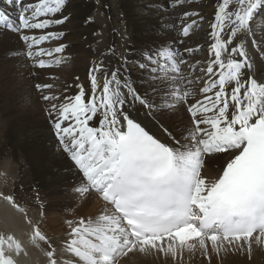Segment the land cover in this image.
<instances>
[{
  "label": "snow or ice",
  "instance_id": "1",
  "mask_svg": "<svg viewBox=\"0 0 264 264\" xmlns=\"http://www.w3.org/2000/svg\"><path fill=\"white\" fill-rule=\"evenodd\" d=\"M195 2L172 0L169 7ZM65 7L66 0H0V26L20 36L34 66L59 65L61 56L49 63L43 57L62 54L67 46L41 45L64 36L44 30L69 19L55 18ZM9 8L18 13L15 21ZM260 12L264 0H217L208 59L189 64L185 56L200 48L179 45L204 17L185 11L175 25L161 26L182 38H162L132 61L139 83L123 57L115 66L96 63L87 92L78 84L74 95L43 97L58 101L47 111L59 150L82 176L76 191L95 192L102 201L95 218L66 222L62 247L73 260L59 261L36 228L33 241L39 237L52 249L45 253L48 264H117L136 249L173 258L185 250L210 257L209 249L250 251L253 243L264 244V82L252 74L249 54V45L258 47L253 23ZM181 110L187 123L176 134L157 119ZM153 124L167 140L151 131ZM218 154L230 158L209 179L202 174L205 158ZM13 251H22L21 243L0 234V264H16L8 254Z\"/></svg>",
  "mask_w": 264,
  "mask_h": 264
},
{
  "label": "bare ground",
  "instance_id": "2",
  "mask_svg": "<svg viewBox=\"0 0 264 264\" xmlns=\"http://www.w3.org/2000/svg\"><path fill=\"white\" fill-rule=\"evenodd\" d=\"M118 3L123 12L122 18L127 35L126 40H123L126 43H124L126 45L124 57H128L131 62L140 57L142 50L161 43L162 38L169 40L182 38L179 32L162 31L161 26L165 23L175 25L177 18L183 12L195 11L193 7H197L198 11L204 12V22L212 21L217 0H209L208 5H181L176 9L169 7L172 0H119ZM69 5V21L57 26L58 30H55V27L44 30L63 32L64 36L55 38L54 42L50 40L51 44L44 42L41 45L45 49H54L60 44L67 46L62 54L54 53L51 58L43 57L46 63H49L56 56H61L63 62L59 65L53 64L45 68L34 66V62L25 55L27 49L20 36L8 31L6 26H0V129L6 136L5 151L12 159L11 166L17 171L15 182H12L14 190L9 191L11 190L9 188L6 191L5 187L0 185V194H2L0 195V234L12 235L21 243L22 251L8 253L13 256L16 264H48L49 258L45 253L52 250L48 242L55 249L59 261L66 258L59 255V249H63V241L68 231L66 222L77 221L80 217L95 218L102 204L95 192L80 194L76 191L82 184V176L71 159L59 150L47 111L52 103L58 101H45L43 97L58 95L62 98L64 95H74L78 92L76 87L78 82L82 83L87 92L90 88V69L100 61H103L106 67L115 66L118 58L122 57L117 44L113 43L118 41L114 35L116 33L114 25L108 27L110 37L107 39V44L97 49L93 47L95 39L92 33L99 26H94L86 19L91 4L86 0H72ZM7 11L17 12L15 8H9ZM177 13L181 15L177 16ZM60 16L59 14L58 18ZM113 22L109 23L112 25ZM209 32V26L206 28L200 24L192 29L188 37L182 38L184 43L179 47L182 50L195 49L204 41L209 45ZM253 32L257 37L258 47L253 48L249 45V54L254 61L252 74L259 81L264 82V39H261L264 37V18L262 21L255 20ZM36 33L44 34V32ZM197 53L192 55V63L196 60L208 59L207 55L198 56ZM187 58L190 56L186 55L185 59ZM65 61L69 62V65L58 68ZM129 66L133 69L130 63ZM132 79L139 83L137 69L132 71ZM38 84H50L53 87L38 89L36 87ZM157 119L173 134L180 132L187 123V115L183 110L175 117L163 115L158 116ZM150 127L159 138L168 139L161 132L159 125L153 124ZM229 158L224 154L206 157L202 174L209 179L217 178ZM31 193H33L32 197ZM34 194L36 198H33ZM7 196L13 197V201L4 199ZM34 204L39 205L35 213L38 222L34 217L31 218L33 209L29 206ZM37 227L48 242L40 240L39 237L33 241ZM225 248L232 249L230 246H225L218 253L209 249L210 257L203 256L201 260L200 252L191 258L193 254L185 250L184 264H206L208 259L216 264L215 259L221 256ZM250 252L251 254L246 256L231 255L226 264H264V244H252ZM164 256L162 253L141 252L136 249L118 258V264H156L165 260L173 264V261L177 260L176 257ZM70 258V260L75 259L72 256Z\"/></svg>",
  "mask_w": 264,
  "mask_h": 264
},
{
  "label": "rangeland",
  "instance_id": "3",
  "mask_svg": "<svg viewBox=\"0 0 264 264\" xmlns=\"http://www.w3.org/2000/svg\"><path fill=\"white\" fill-rule=\"evenodd\" d=\"M71 1L72 0H66V7L64 8V10L62 12L63 14L61 13L60 15L70 17L69 16L70 12L68 13V11H70V5L69 4H70ZM74 1H76V0H74ZM86 1H88V3H90L91 6H92L88 10V14L86 16V19H88V21H90L92 24H94V26H96V27L99 26L97 29H94V31L92 33L94 35V39H95L93 47H95V48L97 47V49H98V47H103V46H105L104 44H107L106 43L107 39L110 37V34L108 33V27L114 25V27H115L114 31L116 32V33H114V35L118 38L119 42L118 41H116V42L113 41V43L117 44V48L119 49V51H121L119 53H120L121 57L123 58L124 57V53L126 52V50H125V46L126 45H124L125 41H123V40L124 39L126 40L125 37L127 35H126V27H124V19L122 18L123 17V12L120 9V4L118 3L119 0H108V2H104V3H103V1H105V0H86ZM24 2L25 3H31V2H34V0H32V1L31 0L30 1L24 0ZM208 4H209V0H196L195 3L183 4V6L184 5H186V6L202 5L203 6V5H208ZM178 7H181V5L177 6V7H174V9H176ZM193 8H194L195 11H198L197 7H193ZM198 12L203 17L205 16L204 12H202V11H198ZM9 13H10L11 19L13 21H15L17 16H18V13L14 12V11L13 12H9ZM58 15L59 14H57L55 18H58ZM176 15L180 16L181 13H177ZM263 18H264V12H260L256 19H258V21H262ZM67 21H69V19ZM111 21L112 22L114 21L112 23V25H111V23H109ZM208 21L207 22L203 21V23H202V25H204V27H206V28H208L209 23H210V21L209 22ZM65 23H63V24H65ZM207 23H208V25H207ZM57 26H59V25H52L50 27H53V28L55 27V30H58ZM36 32L40 33L41 31L37 30ZM13 33H15V32H13ZM36 35H37V33H36ZM122 35H124V38H122ZM52 40L54 42V40H56V39L54 38V39H51V41ZM51 41L49 40V41H46V42H50V44H51ZM208 46L209 45H207L205 43V41H204L203 43L200 44V46L198 45V47H200V51H198V53L197 52H195V53H197L198 56H205V55L208 56ZM191 57L192 56H190V58H187V61H188L189 64L192 63ZM129 63L131 64V66H133V70H135L136 68H135V65L132 63V61L129 62ZM63 65H69V62L65 61L58 68H60V67L62 68ZM78 84L82 85L81 82H78L77 85ZM5 142H6L5 133H4V131H1V129H0V185L4 186L6 191L9 190V188L11 189L9 191H12V190H14V184L13 183L15 182L14 180H15V178L17 176V171L14 170V168L11 166L12 159L7 155V152L5 151L7 149V147L5 146ZM28 183H29V186H30L31 185V181L29 180ZM31 187H33V186H31ZM8 194L15 196L14 194H11V192H8ZM30 195L32 197L33 193H31ZM19 197H21V194H19ZM33 198H36L35 194H34ZM38 206H39L38 204H34L32 206L31 205L29 206L31 209H33V215L34 216L32 215V217H31L32 219H33V217L35 219H37V216H35V213L37 212ZM41 209H42V207H41ZM36 222H38V219H37ZM198 253L199 252H196V253L193 254V256H190V257L194 258L195 256H197ZM248 254H251V252L249 253L248 250H242L241 252H237V251H235L233 249L225 248L223 250V253L221 254V256L215 259V262H216V264H226V262L229 260L231 255L246 256ZM59 255L60 256L62 255V257L63 256L66 257V258L63 257L64 259H61L62 262H64V260H67V259L70 260L71 259L70 258L71 254L65 253L62 248L59 249ZM199 256H200L199 257L200 260L203 259V255L199 254ZM164 257H166V256H164ZM184 257H185L184 254H182V255L178 254L176 256L177 260L173 261V264H184V262H185L183 260ZM165 261H162V262L158 261L156 264H167L168 262L167 261L165 262ZM206 264H213V263L211 262L210 259H208Z\"/></svg>",
  "mask_w": 264,
  "mask_h": 264
}]
</instances>
